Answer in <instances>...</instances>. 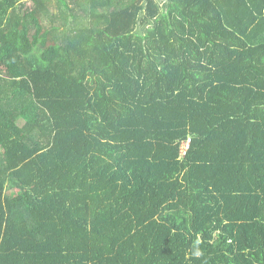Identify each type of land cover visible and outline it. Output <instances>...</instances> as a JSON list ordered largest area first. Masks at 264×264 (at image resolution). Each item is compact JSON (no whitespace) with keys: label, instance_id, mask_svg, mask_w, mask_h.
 Here are the masks:
<instances>
[{"label":"trees","instance_id":"obj_1","mask_svg":"<svg viewBox=\"0 0 264 264\" xmlns=\"http://www.w3.org/2000/svg\"><path fill=\"white\" fill-rule=\"evenodd\" d=\"M0 264H264V0H0Z\"/></svg>","mask_w":264,"mask_h":264},{"label":"built area","instance_id":"obj_2","mask_svg":"<svg viewBox=\"0 0 264 264\" xmlns=\"http://www.w3.org/2000/svg\"><path fill=\"white\" fill-rule=\"evenodd\" d=\"M188 146H189V142H186V143L184 144V146H183V151H184V152L186 151V149L188 148Z\"/></svg>","mask_w":264,"mask_h":264},{"label":"rangeland","instance_id":"obj_3","mask_svg":"<svg viewBox=\"0 0 264 264\" xmlns=\"http://www.w3.org/2000/svg\"><path fill=\"white\" fill-rule=\"evenodd\" d=\"M25 1H28V0H25Z\"/></svg>","mask_w":264,"mask_h":264}]
</instances>
